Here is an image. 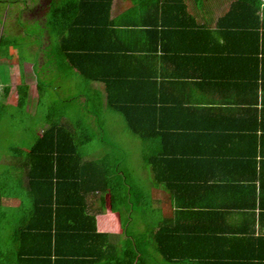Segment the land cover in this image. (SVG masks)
<instances>
[{"label": "trees", "instance_id": "16d2710c", "mask_svg": "<svg viewBox=\"0 0 264 264\" xmlns=\"http://www.w3.org/2000/svg\"><path fill=\"white\" fill-rule=\"evenodd\" d=\"M36 1H24L14 23L24 29L20 17L31 11L39 44L26 45V32L0 34V68L9 77L17 64L23 73L20 53L35 48L36 110L46 96L52 104L29 148L9 144L0 153V264H264V233L249 228L258 208L264 215L263 176L247 183L227 171L264 162L262 0ZM221 7L225 14L212 19ZM73 75L84 87L60 103L84 99L85 119L101 127L103 102L88 88L102 84L105 111L141 140L151 189L165 193L169 212L116 170L127 192L124 227L98 230L106 170L79 150L91 140L86 122L66 121L55 102L61 78ZM16 91L9 105L10 80L0 84V131L8 108L27 110L23 74ZM218 189L236 191L221 205ZM235 212L245 217L229 222Z\"/></svg>", "mask_w": 264, "mask_h": 264}, {"label": "rangeland", "instance_id": "374dc122", "mask_svg": "<svg viewBox=\"0 0 264 264\" xmlns=\"http://www.w3.org/2000/svg\"><path fill=\"white\" fill-rule=\"evenodd\" d=\"M26 0H0V34L6 36L18 37L21 32H26L31 34V38L25 41V44L40 43L39 30L36 27L35 22H28L32 12L24 10L21 15V23L24 27L22 30H17L15 23L19 22V9L22 8ZM36 3L37 1H33ZM33 2L29 0L28 5L33 7ZM230 0H220V4H226L228 6ZM117 3L115 4L114 10L118 12ZM225 12L222 7L216 9L215 12ZM20 23V22H19ZM25 34H22L24 36ZM17 54V53H16ZM22 61L26 64L24 65V73L26 77V82L31 86V92H35V77L31 72V66L36 61L35 48L29 49L28 46L22 49ZM18 65H15L10 69L11 76V93L8 102H16V86L20 83L21 74ZM7 66L4 65L0 68L1 83L5 84L10 80L7 75ZM9 72V68H8ZM60 88L57 90V97L55 102H59L57 105L58 109L65 111L67 113V120L74 122L75 120H84L86 122L88 135L91 140L87 143H79V150L82 153L85 160H102L106 157L104 161V166L106 167L107 177L109 182L108 192L101 196L100 205L103 209L102 218L100 221V226H105L108 230H116L121 233L124 227V211L123 204L127 200L126 187L122 181L120 175L126 177V181L130 185L138 186L142 189L143 193H146L151 189V178L152 172L150 168H146L143 163L142 158V142L141 140L134 136L129 130H127L123 119L118 115L108 111H103L101 116V127L94 124L92 117L85 119V102L82 100L80 102H74L71 105L60 103L61 99H67L70 95L76 96L84 86L81 84V80L78 76L73 75L69 77H62L59 82ZM2 86V85H1ZM49 89V88H47ZM69 89V90H68ZM54 93L52 89H49L48 93ZM50 96L44 98L42 107L32 115L28 112H19L15 108L10 107L5 112L2 128L0 131V136L2 142H0V153H3L5 148L9 144H15L23 148H29L35 139V134L38 132V127L45 123V114L47 107H50L51 100ZM58 98V99H57ZM53 100V99H52ZM83 105H82V104ZM15 106V105H12ZM33 106L30 107L32 109ZM91 119V120H90ZM2 166V165H0ZM118 170L120 173H118ZM154 206L162 208L164 212H169V205L164 202V196L155 192L154 195ZM99 204V203H98ZM103 229V228H102ZM120 239H125V236L121 234Z\"/></svg>", "mask_w": 264, "mask_h": 264}, {"label": "crops", "instance_id": "0c3cea01", "mask_svg": "<svg viewBox=\"0 0 264 264\" xmlns=\"http://www.w3.org/2000/svg\"><path fill=\"white\" fill-rule=\"evenodd\" d=\"M193 14H195V13H193ZM225 13L224 12H213L212 14H210V15H212V19H214V20H218L221 16H223ZM205 16H209V15H205ZM202 19V17H200L199 18V20H201ZM26 64V63H25ZM24 64V65H25ZM15 65H17V64H12L11 66H9V77H10V85H11V82H12V80H11V76H10V69L12 68V67H14ZM19 66V65H18ZM17 66V67H18ZM19 69H20V67H19ZM31 72L33 73V65L31 66ZM20 74H21V76H22V74L24 75V77H25V73H24V67H23V73L21 72V69H20ZM34 74V73H33ZM34 77H35V75H34ZM25 82H26V77H25ZM20 83H21V80H20ZM19 83V84H20ZM27 83V82H26ZM18 84V85H19ZM28 85H29V87H30V92H29V101H28V105H27V112H28V114L29 115H32V113L33 112H35V110H36V107H37V98H38V95H37V91H36V77H35V92L33 93V92H31V86H30V84L29 83H27ZM17 85V86H18ZM16 86V87H17ZM94 89V90H96V91H98L99 92V94H100V98L102 99V102H103V107H102V109L105 111L106 110V107H105V89H104V86L102 85V84H100V83H98V82H93V83H91V85L89 86V88L88 89ZM69 90V89H68ZM11 91H12V89H11ZM11 93V92H10ZM10 97V96H9ZM9 100V99H8ZM83 101H84V99H83ZM16 103H17V91H16V102L15 103H9L8 102V104L9 105H16ZM31 106H33V108L32 109H30V107ZM263 146H264V143H263ZM263 146H259V149L260 148H262ZM259 153H260V151H259ZM262 155H263V158H264V149L262 150ZM262 155H261V158H262ZM260 155L257 157V160L259 161L260 160ZM263 158H262V160H263ZM106 159V157L105 158H103L102 160H98L103 166H104V161L103 160H105ZM248 161H251V160H248ZM247 163H249V162H247ZM245 164L244 163V165H243V167H238L239 165H240V162H238V164H235V165H237V171H235V170H233L234 169V167L233 166H231L230 165V167L227 169V171H229V172H232L233 174H235L234 175V177H237L238 179L239 178H242V179H244L245 181H247V183H250V181L253 179V178H256V181H257V176H256V174L257 175H260V177L261 176H263V179H264V162H262L261 161V167L259 168V166H258V168L255 170V168H254V166H252V165H248V164ZM104 168H105V170H106V167L104 166ZM256 172V173H255ZM106 174H107V171H106ZM231 177H233V176H231ZM121 179V178H120ZM237 180V179H236ZM256 181H255V183L253 184L254 185V187H256V190L259 188V184L257 183L256 184ZM225 187V186H224ZM226 188V187H225ZM235 191H236V189H234V190H232V191H224V189H218L217 190V192H216V194H220L223 198L222 199H217V203L218 204H223L224 202L226 203L228 200H226V197H230V200H231V198L234 196V194H235ZM263 191H264V185H263ZM155 192H157V193H159L160 195H162V196H164L165 197V193H163L162 191H160V190H157V189H153V192H152V194H153V197H154V195H155ZM202 195H204V193H202ZM257 195H258V191H257ZM217 196V195H216ZM228 199V198H227ZM226 200V201H225ZM3 205L4 206H6V207H11V208H13V207H16L17 205H18V201L17 200H13V199H4L3 200ZM162 209V208H161ZM244 210V209H243ZM247 210V209H246ZM245 211V210H244ZM258 211H259V208L256 210V215H255V221H254V225L252 226L251 224L249 225L250 227V229H255V233L258 235L259 233L261 234V233H264V215L263 214H260V216H259V214H258ZM168 212V211H167ZM103 213V212H102ZM102 214H99V215H97V217H96V219H97V226H98V230L100 231V232H107V233H111V234H116V233H118L119 231H116V230H108V229H106L105 228V226H107V224H108V222H107V224L105 223L104 225H102L103 227H101L100 226V222H103V220L102 221H100V218L99 217H101L102 218V216H101ZM233 217H232V219L229 221V222H236V221H240L241 219H243L244 217H245V215L243 214L242 216L243 217H237L238 216V213L237 212H235V214L234 215H232ZM251 223H252V219H251ZM103 228V229H102ZM125 236V235H124ZM125 239H126V236H125ZM125 239H123V240H125ZM122 240V239H121Z\"/></svg>", "mask_w": 264, "mask_h": 264}, {"label": "built area", "instance_id": "2783aa9c", "mask_svg": "<svg viewBox=\"0 0 264 264\" xmlns=\"http://www.w3.org/2000/svg\"><path fill=\"white\" fill-rule=\"evenodd\" d=\"M263 6H264V0H262Z\"/></svg>", "mask_w": 264, "mask_h": 264}]
</instances>
